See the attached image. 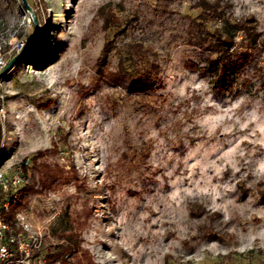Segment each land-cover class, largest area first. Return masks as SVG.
<instances>
[{"label": "rangeland", "instance_id": "374dc122", "mask_svg": "<svg viewBox=\"0 0 264 264\" xmlns=\"http://www.w3.org/2000/svg\"><path fill=\"white\" fill-rule=\"evenodd\" d=\"M229 1L264 31V0ZM25 3L0 0V53L6 65L20 55L0 77V170L26 159L32 182L31 156L57 145L37 161L62 173L19 211L42 246L74 231L95 264H242L249 249L264 251V91L253 74L264 52L216 92L211 77L185 66L205 64L185 41L191 0ZM105 5L128 22L106 48ZM122 40L159 55L142 90L101 74L116 68ZM195 203L206 212L191 216ZM67 264L86 262L79 251Z\"/></svg>", "mask_w": 264, "mask_h": 264}, {"label": "trees", "instance_id": "16d2710c", "mask_svg": "<svg viewBox=\"0 0 264 264\" xmlns=\"http://www.w3.org/2000/svg\"><path fill=\"white\" fill-rule=\"evenodd\" d=\"M231 3L229 0H191L189 9L193 14L186 16L187 21L184 28L185 41L188 45L195 47L201 54H204L205 64L193 61H186L185 66L200 76L211 77L213 89L216 92H223L225 87H232V75L245 62L255 54L264 52V31L258 29V23L252 14L236 17L230 12ZM103 17V29L107 32L108 38L104 48L112 45V40L118 35L126 34L127 21L119 20L111 14L109 5L99 9ZM117 55L116 68L112 71H101L106 74L112 82L122 84L132 91L142 90L150 78L160 69L159 55L154 49L142 41L122 40L115 46ZM105 58V54L103 55ZM103 58V59H104ZM254 76L258 80V86L264 91V64L253 66ZM2 140L0 126V146ZM38 150L31 156V169L38 172L36 180L27 184L12 186L8 190L0 188V219L12 223L15 214L26 204V197L31 193H42L51 188L60 173L52 172L45 161H37L51 151ZM26 160V159H25ZM21 165L27 170L28 165ZM9 200L7 209L3 203ZM206 212L200 204H192L191 216L197 213ZM205 229V228H204ZM207 235L215 237L217 234L210 228ZM206 233V231H205ZM55 243L42 246L40 250L32 253V264H39L37 259H43L44 264H67L69 257L80 251V256L86 264H95L86 250H81L80 241L74 231H60L54 233ZM232 260V259H231ZM239 263L249 264L256 260V264L264 262V251L260 248H251L245 256L238 258Z\"/></svg>", "mask_w": 264, "mask_h": 264}, {"label": "built area", "instance_id": "2783aa9c", "mask_svg": "<svg viewBox=\"0 0 264 264\" xmlns=\"http://www.w3.org/2000/svg\"><path fill=\"white\" fill-rule=\"evenodd\" d=\"M6 66V58L0 53V71ZM4 94L0 92V118L4 119ZM28 165V161H24ZM28 183L27 171L21 163L11 173L0 170V188L8 190L12 186ZM9 200L3 203L7 209ZM43 235L40 230L34 229L23 212H17L12 223L0 219V264H32V253L42 248ZM41 264V258L38 257Z\"/></svg>", "mask_w": 264, "mask_h": 264}, {"label": "water", "instance_id": "95a60500", "mask_svg": "<svg viewBox=\"0 0 264 264\" xmlns=\"http://www.w3.org/2000/svg\"><path fill=\"white\" fill-rule=\"evenodd\" d=\"M23 3L25 4L26 8L29 9V7L26 5L25 0H23ZM20 55H16L15 57H13L9 63L0 71V77L6 73L7 71H9L10 67L13 65V63L16 61V59L19 57Z\"/></svg>", "mask_w": 264, "mask_h": 264}]
</instances>
